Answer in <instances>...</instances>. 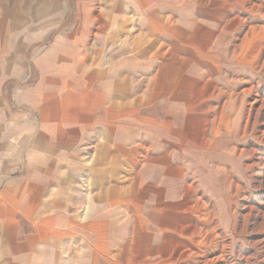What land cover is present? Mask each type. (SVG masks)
Wrapping results in <instances>:
<instances>
[{
    "label": "rangeland",
    "instance_id": "obj_1",
    "mask_svg": "<svg viewBox=\"0 0 264 264\" xmlns=\"http://www.w3.org/2000/svg\"><path fill=\"white\" fill-rule=\"evenodd\" d=\"M82 2L65 0L63 27L105 21L100 0L89 11L94 21L82 19ZM187 2L182 10L193 19L160 28L146 18L148 5L118 20L120 39L166 44L152 65L123 70L124 96L107 99L136 128L125 143L110 139L112 158L102 166L106 185L133 190L128 202L120 197L137 217L122 227L120 264H264V0ZM99 127L81 148L90 157Z\"/></svg>",
    "mask_w": 264,
    "mask_h": 264
},
{
    "label": "crops",
    "instance_id": "obj_2",
    "mask_svg": "<svg viewBox=\"0 0 264 264\" xmlns=\"http://www.w3.org/2000/svg\"><path fill=\"white\" fill-rule=\"evenodd\" d=\"M79 2L82 19L94 21L95 0ZM100 2L105 21L91 28L63 27L65 0H0V264H120L122 227L136 225V209L120 199L129 201L132 186L106 185L102 170L112 158L110 139L125 143L136 128L128 126L126 108L117 112L107 99L124 96L123 70L152 65L166 44L120 39L118 20L146 5L158 28L193 15L183 12L187 0ZM98 124L97 155L90 157L81 148Z\"/></svg>",
    "mask_w": 264,
    "mask_h": 264
}]
</instances>
